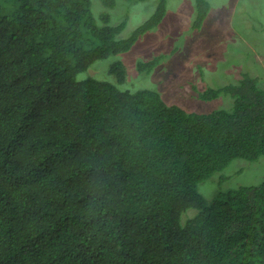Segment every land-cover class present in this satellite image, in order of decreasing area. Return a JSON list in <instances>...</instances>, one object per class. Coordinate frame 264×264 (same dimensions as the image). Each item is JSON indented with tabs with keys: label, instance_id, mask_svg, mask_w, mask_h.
<instances>
[{
	"label": "trees",
	"instance_id": "1",
	"mask_svg": "<svg viewBox=\"0 0 264 264\" xmlns=\"http://www.w3.org/2000/svg\"><path fill=\"white\" fill-rule=\"evenodd\" d=\"M165 11L159 0L124 39L125 23L97 19L91 0H0V264H264V181L209 180L264 157L258 80L200 93L233 107L199 114L149 88L123 91L120 60L112 82L79 78L129 51ZM197 12L200 30L206 0ZM209 181L220 183L210 199L199 191Z\"/></svg>",
	"mask_w": 264,
	"mask_h": 264
},
{
	"label": "rangeland",
	"instance_id": "2",
	"mask_svg": "<svg viewBox=\"0 0 264 264\" xmlns=\"http://www.w3.org/2000/svg\"><path fill=\"white\" fill-rule=\"evenodd\" d=\"M132 2L116 0L112 9H106L101 0H91V9L97 19L107 11L111 24L125 23L121 34L125 39L148 19L159 0H145L135 5H131ZM197 2L165 0L166 11L161 21L140 36L129 51L96 62L79 78L112 82L110 66L120 60L126 68V80L120 87L123 91L159 86L165 71L155 66L150 74H145L144 70L140 74L138 62L151 60L159 51L169 52V57H163L161 62V65L168 64V72H172V75L166 72V83L160 93L164 102L201 114L220 109L230 111L233 107L230 96L203 101L198 95L210 89L237 86L245 77L256 78L259 86L264 88V0H206L208 13L200 30L194 27ZM180 92L183 95L174 101L175 94ZM219 175L226 177L222 189L257 186L264 181V157L255 162L234 160L209 180ZM219 185L203 182L199 191L210 199ZM195 215L196 211L192 209L183 219Z\"/></svg>",
	"mask_w": 264,
	"mask_h": 264
},
{
	"label": "clouds",
	"instance_id": "3",
	"mask_svg": "<svg viewBox=\"0 0 264 264\" xmlns=\"http://www.w3.org/2000/svg\"><path fill=\"white\" fill-rule=\"evenodd\" d=\"M103 7L104 8H106L104 5H103ZM107 9V8H106ZM105 12H107V11H105ZM105 12H102V13H105ZM94 13V12H93ZM101 13V14H102ZM108 13V15H109V17H110V14H109V12H107ZM207 17V16H206ZM103 23V22H102ZM124 29H125V27H124ZM123 29V30H124ZM169 53V52H168ZM157 55V54H156ZM155 55V56H156ZM150 61V60H149ZM149 61H147V62H149ZM147 62H145V63H147ZM155 66H159L162 70H164L165 72V75H163V77H162V81H161V83H160V85L159 86H150V87H146V88H149L150 90H152V91H154L155 93H157V94H159L160 95V97H161V99L163 98L162 97V95L160 94L161 93V91H162V88H163V86H164V84L166 83V78H165V76H166V72L168 73V75H172V72H168V67H165V66H163V65H161V64H154V65H152V68H149L148 66H146L143 70H144V72H145V74H150L151 72H152V69H153V67H155ZM143 70H142V72H139L140 74H142L143 73ZM125 80H126V78H125ZM124 80V81H125ZM124 81H123V83H124ZM20 83V82H19ZM172 87H173V92H175V90H174V85H173V83H172ZM145 88V89H146ZM221 89V88H220ZM217 90V89H216ZM127 91H129V90H127ZM183 95V93L182 92H180L179 94H175V99H174V101H176V100H178L181 96ZM221 96H225V97H227V95H221ZM220 96V97H221ZM163 100V99H162ZM164 102V101H163ZM166 103V102H165ZM167 104V103H166ZM199 114H201V113H199Z\"/></svg>",
	"mask_w": 264,
	"mask_h": 264
}]
</instances>
